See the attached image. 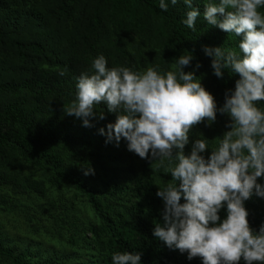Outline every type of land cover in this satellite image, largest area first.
Masks as SVG:
<instances>
[{
	"label": "trees",
	"instance_id": "1",
	"mask_svg": "<svg viewBox=\"0 0 264 264\" xmlns=\"http://www.w3.org/2000/svg\"><path fill=\"white\" fill-rule=\"evenodd\" d=\"M165 2L167 12L160 0H0V264H112V254L124 251L140 252L141 264H202L153 236L163 209L157 185L171 179L167 166L150 165L123 139L106 143L99 129L116 115L103 104L97 107L105 118L92 127L63 111L76 99L77 78L99 55L109 68L166 72L182 52H192L185 70L199 62L203 86L218 107L224 103L238 75L217 78L203 46L239 51L240 38L203 20L206 0H194L201 10L195 32L183 23L189 10L183 0ZM106 18L131 27L132 35L104 26ZM228 119L218 112L211 126H195L185 152L199 135L217 147ZM89 165L94 174L84 175ZM245 207L258 230L264 198L253 195ZM3 215L21 219L18 233H9Z\"/></svg>",
	"mask_w": 264,
	"mask_h": 264
},
{
	"label": "clouds",
	"instance_id": "2",
	"mask_svg": "<svg viewBox=\"0 0 264 264\" xmlns=\"http://www.w3.org/2000/svg\"><path fill=\"white\" fill-rule=\"evenodd\" d=\"M176 5L178 0H170ZM189 9L183 23L196 31L201 16L194 0H183ZM160 0L159 8L168 11ZM264 0H206L203 20L227 34L239 37L238 49L203 46L211 57L213 74L223 79L225 71L238 75L233 89L225 92L218 107L214 95L201 82L196 70L186 71L194 56L183 52L173 67L160 72L148 67L143 72L124 66H107L103 55L91 70L77 78L76 99L63 105L64 114L92 127L103 120V104L116 115L115 122L99 129L106 143L119 145L141 159L166 165L171 179L157 185L163 201L162 219L154 222L153 236L171 250L187 253L202 264H264V224L254 229L245 201L253 195L264 198ZM61 75H64L62 72ZM229 119L218 146L199 135L190 143L192 129L205 121L211 126L217 113ZM216 138V137H215ZM213 138V139H215ZM208 149L210 154L205 155ZM94 174L84 166V175ZM183 198V202H181ZM224 211L223 218L221 211ZM112 264H141V253L115 252Z\"/></svg>",
	"mask_w": 264,
	"mask_h": 264
},
{
	"label": "rangeland",
	"instance_id": "3",
	"mask_svg": "<svg viewBox=\"0 0 264 264\" xmlns=\"http://www.w3.org/2000/svg\"><path fill=\"white\" fill-rule=\"evenodd\" d=\"M11 7L12 6H10V8ZM104 26H106L108 28H114V29H116L118 27L121 35H123V36L132 35L131 27H129V26H121L120 27L119 26V21L117 19L106 18L105 21H104ZM105 30L108 31L106 28H105ZM21 168L23 169V171L25 173L32 172V174L34 176H38L39 175V171L37 170V168H35L33 166L21 165ZM3 221L6 223L5 228L7 230H13V231H11L9 233L16 234V233L19 232L18 227L21 226V219H15L12 216L3 215Z\"/></svg>",
	"mask_w": 264,
	"mask_h": 264
}]
</instances>
